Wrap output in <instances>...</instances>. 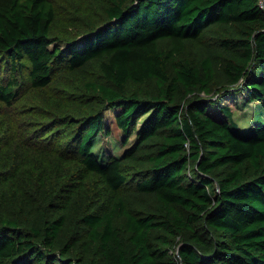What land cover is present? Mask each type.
I'll list each match as a JSON object with an SVG mask.
<instances>
[{
	"label": "trees",
	"instance_id": "trees-1",
	"mask_svg": "<svg viewBox=\"0 0 264 264\" xmlns=\"http://www.w3.org/2000/svg\"><path fill=\"white\" fill-rule=\"evenodd\" d=\"M0 264H264V0H0Z\"/></svg>",
	"mask_w": 264,
	"mask_h": 264
},
{
	"label": "rangeland",
	"instance_id": "rangeland-1",
	"mask_svg": "<svg viewBox=\"0 0 264 264\" xmlns=\"http://www.w3.org/2000/svg\"><path fill=\"white\" fill-rule=\"evenodd\" d=\"M63 1L66 0H60L61 3H63ZM77 1L79 0H73V4ZM59 7L61 9L63 8L62 5H59ZM81 29L84 30L85 28L82 27ZM61 42L63 44L67 43L65 39L64 41ZM81 42L82 40H80L79 43L81 44ZM23 103H24L23 101H20L17 104H19L21 107ZM222 104L230 106V109L233 112L234 120L239 123L242 129L249 127L255 119L262 118L263 113L260 109H257L256 102L246 101L245 94L228 95L222 101ZM31 110L32 107L30 106V108L26 109L24 112L20 114L21 122L33 118L31 114ZM209 111L216 113L220 117L222 116V113L218 107L217 108L210 107ZM106 120L108 122L107 124L110 126L111 133L110 134L100 133L98 137L95 139V145L93 147V150L95 152L100 153L99 158L103 160L108 159L109 156L112 154L122 155L126 147L124 143V133L122 129L118 126L116 119L114 117V112L112 110L107 111ZM133 138L134 135L130 137L128 145L131 143V140Z\"/></svg>",
	"mask_w": 264,
	"mask_h": 264
}]
</instances>
